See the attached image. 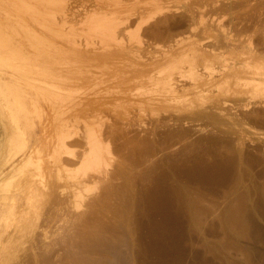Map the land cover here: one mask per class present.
I'll return each mask as SVG.
<instances>
[{"label":"rangeland","instance_id":"1","mask_svg":"<svg viewBox=\"0 0 264 264\" xmlns=\"http://www.w3.org/2000/svg\"><path fill=\"white\" fill-rule=\"evenodd\" d=\"M26 1L0 0V264H264V0H155L151 63L109 20L148 0Z\"/></svg>","mask_w":264,"mask_h":264},{"label":"bare ground","instance_id":"2","mask_svg":"<svg viewBox=\"0 0 264 264\" xmlns=\"http://www.w3.org/2000/svg\"><path fill=\"white\" fill-rule=\"evenodd\" d=\"M22 1V0H21ZM130 1H132V0H130ZM137 2H138V0H136ZM144 1V0H143ZM23 2L25 3V2H27L26 0H23ZM22 2V3H23ZM23 3V4H24ZM95 3V2H94ZM130 2H129V0H116V1H113V2H108V3H106V5H105V7L104 8H106L107 9V6H108V9L107 10H114L115 12L117 11V12H121L122 13V11L124 10V9H122V8H125V6H128V4H129ZM132 3V2H131ZM20 4V3H19ZM82 4H84V5H87L86 4V2L84 3V0L82 1ZM96 4H98V2L96 3ZM137 4V3H136ZM22 5V4H21ZM25 5V4H24ZM84 5H83V7H84ZM135 5V4H134ZM155 5H157V2L155 1V0H148L147 1V3H146V6L143 8V9H135V10H131V8L129 9V10H127V9H125V11H128L127 13H125V11H123V13H125V14H123V15H118V13H116L117 15H115L114 14V11H113V14L115 15V16H112L109 20H111L112 21V23L113 24H115V25H122L123 24V26L124 25H127L128 27H129V25H131V24H133L134 22L136 23V20L137 19H139V23H138V25H137V30L135 31V33L134 34H130L131 36H130V41H131V39H135V42L139 45V48H140V50L139 51H137V52H139V53H131V54H134V55H142V51L144 50V51H146V49L147 50H149V51H147L148 52V58H149V54H151V56H150V60L149 59H146L145 61H150V63H151V61L153 60V58L155 57L156 58V56H154L151 52H150V49H148V48H146L147 47V45H150L149 44V42L147 41V40H145L144 39V37H142V34H140L141 32L143 33V31H141L142 30V27L144 26V25H146V24H148V22L151 20V19H153L152 17H153V13L151 14L152 15V17H151V19H148L147 18V15L148 16H150L148 13H149V11H150V9L153 7V6H155ZM20 6V5H19ZM103 6V5H102ZM101 6V8H103ZM132 6V5H131ZM136 6V5H135ZM86 7V6H85ZM93 7V6H92ZM104 8L102 9L103 10V12H104ZM155 7H153V9H154ZM23 9V8H22ZM92 9V8H91ZM105 9V10H106ZM95 10H96V8H95ZM102 10H99V9H97V11L98 12H100V13H102ZM106 10V11H107ZM131 10V11H130ZM152 10V9H151ZM161 10V9H160ZM86 11V10H85ZM94 11V10H93ZM22 12H24L23 10H22ZM111 12V11H110ZM110 12H108V13H110ZM151 12V11H150ZM153 12V11H152ZM25 13V12H24ZM72 13V12H71ZM107 13V12H106ZM202 13V12H201ZM74 14V13H73ZM87 14V13H86ZM92 14H93V12H92ZM104 14H105V12H104ZM103 14V15H104ZM111 14H112V12H111ZM195 14V13H194ZM88 15V14H87ZM202 15V14H201ZM109 16V15H108ZM192 16V15H191ZM75 17V16H74ZM195 17V16H194ZM34 18V17H33ZM146 18V19H145ZM169 18V17H168ZM74 19V18H73ZM76 19V18H75ZM104 19V18H103ZM203 19V18H202ZM40 20V19H39ZM46 20V19H45ZM48 20V19H47ZM99 20V19H98ZM195 20V19H194ZM200 20V19H199ZM80 21V20H79ZM86 21V20H85ZM37 22V21H36ZM109 22V21H108ZM22 23V22H21ZM37 23H40V22H37ZM42 23V22H41ZM43 23H46V22H43ZM146 23V24H145ZM150 23H151V21H150ZM26 24H28V23H26ZM142 24H144L143 26H142ZM193 24V23H192ZM198 24H200V23H198ZM22 25V24H21ZM24 25H25V23H24ZM127 26H125V27H127ZM193 26V25H192ZM29 27H30V25H29ZM194 27V26H193ZM192 27V28H193ZM196 27V26H195ZM33 28V27H32ZM191 28V29H192ZM197 29L199 28V27H196ZM195 29V28H194ZM155 31H157V29L155 30ZM163 31V30H162ZM195 31V30H194ZM152 32V31H151ZM153 34H155L156 35V37H157V35L158 36H161V35H163V33H161V31L159 32V28H158V32H155V33H153ZM152 34V35H153ZM129 36V35H128ZM127 36V37H128ZM122 37V36H121ZM168 37V36H167ZM126 39V38H125ZM118 40H120L119 42H117ZM122 40V38L121 39H116V42H117V44H116V47L118 48V50H119V52L122 54V53H126L128 50L130 51V42H128V40H129V37H128V39H126L127 40V42L123 39V41H121ZM193 43V42H192ZM191 42H190V44H192ZM147 44V45H146ZM142 59H143V61H144V58L142 57ZM145 63V62H144ZM149 64V63H148ZM146 65V64H145ZM94 160V159H93ZM93 162V161H92ZM100 163V162H99ZM92 167V166H91Z\"/></svg>","mask_w":264,"mask_h":264}]
</instances>
